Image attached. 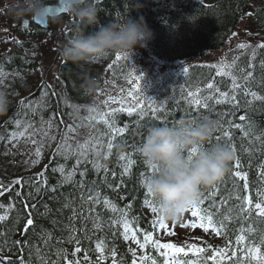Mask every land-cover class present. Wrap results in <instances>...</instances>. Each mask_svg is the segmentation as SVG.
I'll use <instances>...</instances> for the list:
<instances>
[{
    "label": "trees",
    "instance_id": "trees-1",
    "mask_svg": "<svg viewBox=\"0 0 264 264\" xmlns=\"http://www.w3.org/2000/svg\"><path fill=\"white\" fill-rule=\"evenodd\" d=\"M2 1L0 10L4 6ZM47 3L55 4L56 0ZM9 6L3 9L6 15L0 20L5 21L4 30L14 32L19 41L6 39V44L0 47V92L9 101L6 114L0 115V215L6 216L0 220V264H21V261L66 264L65 256L69 260L80 259L81 264H113V250L117 264H132V251L136 252V264H145L140 259L144 255L163 264L165 257L161 249L156 250L151 242L142 249L131 239V232L129 239L124 238L122 211L127 212L125 219L141 243L145 234L155 240V225L146 211L150 209V214L154 213L144 203L153 198L142 187L152 173L138 148L153 127L175 126L181 118L199 121L205 117L217 121L219 126L208 146L217 144L216 137L222 136L225 129L230 131L231 140L222 138L219 144L235 145L233 164L239 157V171L247 173L248 189L243 188L244 181L233 179L236 170L233 167L214 186L202 189V194L213 193L214 187L219 186V191L204 197L199 207L213 214L214 221L227 216V227L220 235L211 231L214 240L202 241L205 252L199 258L190 254L184 261L213 264L208 259L213 249L227 248L232 258L224 264H257L255 260L244 259L245 249L259 247L264 254V217L254 207L250 214L240 212L242 199L238 200L237 196L251 195L256 203L260 202L257 193H264V47H260L264 45V0L96 2L101 24L123 22L127 16L137 21L142 17L154 35L143 51L167 64L204 60L222 50L245 19H249L251 30L259 36L252 49L235 54L227 76L217 75L214 67L195 64L183 75L157 87L158 95L151 107L156 111L145 106L143 118L139 109L132 116L127 112H111L114 115L106 119L110 123L114 119L115 126L124 129L123 134L114 137L101 117L93 114L91 105L105 86L107 71L117 76L125 71V63L115 60L117 53L81 65L60 55L56 82L49 84L39 76L41 43L47 39L57 42L61 53L63 44L82 26L68 14L62 18H67V22L59 32L53 29L57 21L50 22V31L35 26L32 21L24 27L16 14H10L13 6ZM232 77L240 85L234 92ZM87 78L97 83L90 95L82 87ZM209 83L212 89L207 87ZM190 92H198L201 98L211 96L207 100L208 108L191 105ZM220 92H227L229 99L217 103ZM251 93L259 98H253ZM232 95L236 97L234 102ZM240 116L245 119L241 121ZM229 122L241 124L243 130L230 128ZM21 132L23 136L18 135ZM109 140L113 144L110 152ZM96 152L100 155L96 156ZM121 156L125 159L121 160ZM129 159L134 161L130 168ZM94 165L101 167L97 170ZM41 167V173L36 174ZM69 173L74 175L69 177ZM17 180L21 183L16 184ZM105 200L114 204L117 211L106 206ZM28 218L33 220V225L27 226ZM114 220L118 223L114 224ZM242 233L246 243L238 246L236 237ZM70 236L79 241L82 249L75 257L72 252L76 244L69 243ZM97 242H102L104 247L102 261L98 259ZM60 250H64L62 254ZM84 252L89 261L83 260Z\"/></svg>",
    "mask_w": 264,
    "mask_h": 264
},
{
    "label": "clouds",
    "instance_id": "clouds-1",
    "mask_svg": "<svg viewBox=\"0 0 264 264\" xmlns=\"http://www.w3.org/2000/svg\"><path fill=\"white\" fill-rule=\"evenodd\" d=\"M59 6L82 26L63 44L60 53L73 64L101 61L116 53L132 55L137 47L146 48L154 38L142 17L137 21L127 16L123 22L101 24L95 0H60ZM48 8L47 0H29L16 9V15L40 23L55 22L58 17ZM88 28L93 30L87 31ZM82 87L90 95L97 83L87 78ZM8 104L7 96L0 92V115L6 114ZM218 131V122L213 119L181 118L175 126L151 128L139 146L144 162L155 169L142 187L151 194L159 217L165 222L180 221L202 189L214 186L231 170L235 159L231 148L223 144L208 146Z\"/></svg>",
    "mask_w": 264,
    "mask_h": 264
},
{
    "label": "rangeland",
    "instance_id": "rangeland-1",
    "mask_svg": "<svg viewBox=\"0 0 264 264\" xmlns=\"http://www.w3.org/2000/svg\"><path fill=\"white\" fill-rule=\"evenodd\" d=\"M29 0H3V9H9V5H12L10 14H16L14 11L15 7L23 6L28 3ZM0 10V19L6 12ZM27 19V18H24ZM67 18L57 20L54 23V28L58 32L64 28L66 25ZM5 21L0 20V47L6 44L4 41L7 37H11L10 41L17 42L19 38L16 37L15 33L11 30H4ZM259 40L257 36L249 26V19L243 20L235 32L234 36L227 42L226 46L219 51L209 54L204 60L196 59L187 62L167 64L159 62L149 56L143 51L141 47H137L135 52L131 55H127V59H122L119 62H124L125 71L117 76L111 73L106 74L105 86L96 95L92 105L91 110L93 114H97L99 117L105 116L106 113H111L118 110L121 107H137L138 104H143L148 107L155 101L158 95V86L161 85L168 79L176 78L183 75L190 66L195 64H205L214 67L216 71L223 69L225 72L224 76H227L235 54L252 49L255 42ZM240 44H244L245 48L241 49ZM42 57H39L40 73L39 76L41 80L46 81L49 84H54L58 75V65L60 59V48L57 42L51 40H44L41 45ZM122 57L125 55L120 54ZM121 64H119L120 66ZM138 77H142L139 79ZM131 81V83H129ZM139 85V91H137L136 86ZM54 86V85H53ZM132 92L137 99H133L128 95ZM116 98L117 101H123V103L112 102L109 98ZM107 102V103H106ZM105 109V110H103ZM138 109V108H137ZM42 167L36 171V174L41 173ZM146 214L151 215L153 221H156L155 215L150 214V209H147ZM158 220V219H157ZM194 220L191 216V209L183 215L182 219L176 223L166 222L167 228H160L156 230L157 241L161 244L172 243L177 246H185V250L191 253V250L187 245L195 244L196 246L202 242L206 241L210 236V232L207 233L201 228L193 229L190 225ZM182 224H188V227H182ZM157 226V225H156ZM169 232L174 234H169ZM163 252L167 250L162 249ZM182 255V254H181ZM178 259V257H176ZM175 258V264H180Z\"/></svg>",
    "mask_w": 264,
    "mask_h": 264
},
{
    "label": "snow or ice",
    "instance_id": "snow-or-ice-1",
    "mask_svg": "<svg viewBox=\"0 0 264 264\" xmlns=\"http://www.w3.org/2000/svg\"><path fill=\"white\" fill-rule=\"evenodd\" d=\"M239 47L241 49H243V48H245V45L244 44H240ZM260 47H264V45H260ZM122 59H127V57L126 56L122 57L119 53H117L115 55V60L116 61H120ZM184 71H187V69H184ZM217 75H225L224 70L223 69H219L217 71ZM138 78L142 79V77H138ZM232 80H233L232 89H233V92H234L235 89L240 87V85H238L236 83L235 77H232ZM129 83H131V81H129ZM207 87L209 89H212L213 85L211 83H209L207 85ZM136 89H137V91H139V85L136 86ZM215 91L219 92V89H215ZM128 95L131 96L133 99H137V97L134 96L132 92H129ZM188 95H189V97L192 98L190 100V104L195 106L197 109H199L201 107L205 108V109L208 108L207 100L211 99V96L205 97V98H201L199 96L198 92L197 93H191L190 92ZM219 95H220L221 99H218L216 101L217 103H223V102H225V101H227L229 99V94L227 92H220ZM251 95L253 96V98H259V97H257L256 93H251ZM109 99L112 100V102L123 103V101H117L116 98L110 97ZM235 99H236L235 95H232L231 96V101L234 102ZM137 108L139 109L140 117L143 118V111H144V108H145V106L143 104H138L137 107H126V108L125 107H121L118 111L119 112H127V114L129 116H132L133 113L137 111ZM149 109L151 111H153V112L156 111V109L151 108V105H149ZM91 111H95V109H92ZM112 115H114V113H106L105 116L101 117L100 119L108 126L110 131L113 133V137H114L116 134H123L124 129L116 127L115 126L116 125V121L114 119L111 121V123L109 122L108 119H106L107 116H112ZM92 119H95V117H92ZM239 119L241 121H243L245 119V117L244 116H240ZM229 127L230 128L231 127H235L237 129L243 130V126L241 124H232L231 122H229ZM25 131H26V129H25ZM69 131H72V129H69ZM244 134L247 135L248 133L245 132ZM13 135L15 137L17 134H13ZM18 135L19 136H23L24 133L21 132ZM222 138H227L228 140H231V134H230V131L228 129H225L223 131L222 136H217L216 137L217 144L220 143ZM81 147H86V145L81 146ZM107 147H108L109 152H110L112 147H113V144H112L111 140H109V143H108ZM229 147L231 148L233 153L236 152V148H235L234 144H230ZM58 152H59V150H58ZM36 154H37V156L41 155L40 149H37V153ZM95 155L99 156L100 153L96 152ZM120 159L123 160V159H125V157L121 156ZM133 163H134V161L129 159L128 160V168H130ZM94 167H96L97 170H99V167H101V166L100 165H94ZM232 167L234 169H236L233 172V179L238 178L239 180L244 181L243 188L245 190H247L248 189L247 173H241L239 171V169L241 167V162H240L239 157L236 158L235 163L232 165ZM128 168L125 169V173H124L125 175L128 173ZM148 168L151 170V173L153 174L155 169L150 167V166H148ZM61 172L63 174L62 168H61ZM72 175H74V173H69L68 174L69 177H71ZM15 183L16 184H20L21 181L17 180V181H15ZM218 191H219V186H215L214 187L213 193H208V192L205 191L202 194V191H201L199 198L196 201L193 202L192 206L190 207L191 216L196 218V220H193L191 222V225H190L193 229L198 227V228L203 229L205 232H208L209 229H211V231L216 233L217 235L221 234L222 229H226L227 225L225 224V220L228 218L227 216L222 217L219 221H214L213 214H210L205 208L199 207V205L203 202V198L204 197H207L209 195H213V194H215ZM147 194H148L149 197H151V194L149 192H147ZM257 196H258L260 202H256V203H253L251 195L245 196L243 198L237 196L238 200L242 199V203L239 205L240 212H242V213L246 212V213L250 214L252 209H253V207H254L255 210H256V213L260 217H264V193H259L258 192ZM144 203L148 207L151 208V211L154 214H158V208L153 203V200L146 199ZM105 205L109 206L113 212L117 211L116 206L114 204L110 205L107 200H105ZM126 216H127V212L122 211L121 212V221L123 223V228H124V233H125L124 238L126 240L129 239V235L128 234L131 232L132 233L131 239H133L139 245L140 248H142V249L145 248L146 245L149 242H151L156 250H160V249L167 250L166 252H162L161 253V255L165 257V259L163 261V264H175V258L176 257H179L181 254L183 256H185V257H187L189 255L188 251L185 250V246H177V245L172 244V243L161 244L158 241L154 240L152 235H150V234H145V236L143 238L144 239V243H141L140 240L136 238L135 232L132 231V229L129 227L128 220L125 219ZM4 219H6V216L5 215H0V220H4ZM113 223L114 224L118 223V221L114 220ZM26 224H27V226L33 225V220L31 218H28L27 221H26ZM153 224L154 225H158L162 229L168 227L166 222L164 220H162L161 218H159L158 220L154 221ZM181 226L182 227H188L189 225L188 224H182ZM27 230H28V228L26 227L24 229V231L27 232ZM169 234L171 235V234H174V233L169 232ZM73 241H75L76 246L74 247V251L72 252V256L75 257L76 254L82 252V249L79 246V241L76 240V238L74 236H70L69 237V243H72ZM235 242H236V244L238 246H243L246 243L245 235L243 233L238 235L236 237V241ZM187 247L191 250L193 255L197 256V258H199L200 254H203L205 252L204 248H198L195 244L187 245ZM63 251L64 250H60V254H62ZM96 251L100 253V256H99L98 259L102 261L104 259V247L102 246V242H97ZM245 251H246L247 255L244 257V259L246 261L248 259H252V260H255L257 262V264H264V254L261 253V249L259 247H252L251 249H247L246 248ZM111 256L113 258V264H117V261L115 260L116 252L114 250L111 251ZM132 256L134 257V259L132 261V264H136V259H135L136 252L135 251H132ZM232 256H235V253H233ZM231 258L232 257L229 256L227 248H225V249H213V254L210 257H208V259L213 261V264H224L225 260H229ZM64 259L66 261V264H81L80 259L69 260V259H67V256H65ZM89 259L90 258L88 256L87 252H84L83 260L84 261H89ZM140 259H142V261H144L145 264H149V262H150V264H157V261L154 258H151V257H149L147 255H144ZM21 264H23V261H21ZM185 264H187V262H185ZM192 264H196V261H192Z\"/></svg>",
    "mask_w": 264,
    "mask_h": 264
},
{
    "label": "water",
    "instance_id": "water-1",
    "mask_svg": "<svg viewBox=\"0 0 264 264\" xmlns=\"http://www.w3.org/2000/svg\"><path fill=\"white\" fill-rule=\"evenodd\" d=\"M60 5V0H57V4L56 5H49V12L55 16V17H63L65 14H67V11L62 7L59 6ZM34 24L44 30H50V26H49V22L48 23H40L38 21H33ZM27 22L24 21V25H26ZM11 38V37H10Z\"/></svg>",
    "mask_w": 264,
    "mask_h": 264
}]
</instances>
